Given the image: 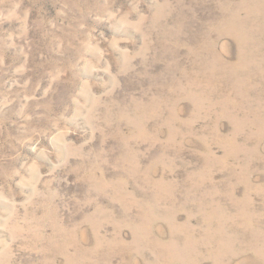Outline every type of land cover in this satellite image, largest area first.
<instances>
[{
    "label": "rangeland",
    "instance_id": "rangeland-1",
    "mask_svg": "<svg viewBox=\"0 0 264 264\" xmlns=\"http://www.w3.org/2000/svg\"><path fill=\"white\" fill-rule=\"evenodd\" d=\"M0 264H264V0H0Z\"/></svg>",
    "mask_w": 264,
    "mask_h": 264
}]
</instances>
